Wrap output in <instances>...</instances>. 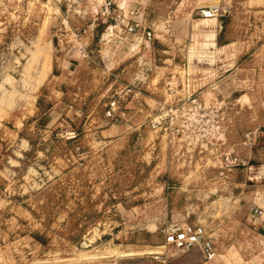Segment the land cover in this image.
Wrapping results in <instances>:
<instances>
[{"label":"rangeland","instance_id":"obj_1","mask_svg":"<svg viewBox=\"0 0 264 264\" xmlns=\"http://www.w3.org/2000/svg\"><path fill=\"white\" fill-rule=\"evenodd\" d=\"M263 169L264 0H0V264H264Z\"/></svg>","mask_w":264,"mask_h":264},{"label":"built area","instance_id":"obj_2","mask_svg":"<svg viewBox=\"0 0 264 264\" xmlns=\"http://www.w3.org/2000/svg\"><path fill=\"white\" fill-rule=\"evenodd\" d=\"M211 13L213 17L216 12V7H207L204 11ZM201 11V16L204 18H211L207 16L204 12ZM131 30V29H129ZM117 101H111L109 103V109L113 111L116 108ZM110 120L116 121L114 115H109ZM264 174V169H263ZM250 220L253 225H257L260 228V231L264 235V213L261 210H254L250 214ZM164 242L160 247L163 249L162 253H157V256H162L165 251L170 254V256H177L185 254L193 249H198L202 257L206 261H211L216 257V250L214 244L210 239V236L207 235L204 227L200 225H179V224H170L163 231ZM158 258V257H157Z\"/></svg>","mask_w":264,"mask_h":264},{"label":"bare ground","instance_id":"obj_3","mask_svg":"<svg viewBox=\"0 0 264 264\" xmlns=\"http://www.w3.org/2000/svg\"><path fill=\"white\" fill-rule=\"evenodd\" d=\"M210 8H211V7H210ZM204 12H206L205 14H206L207 16L212 17L210 12H208V11H206V10H205Z\"/></svg>","mask_w":264,"mask_h":264},{"label":"crops","instance_id":"obj_4","mask_svg":"<svg viewBox=\"0 0 264 264\" xmlns=\"http://www.w3.org/2000/svg\"><path fill=\"white\" fill-rule=\"evenodd\" d=\"M213 20V19H212ZM212 20H207V19H203L202 21H212ZM221 28V27H220ZM223 47H226V46H223ZM221 47V48H223Z\"/></svg>","mask_w":264,"mask_h":264}]
</instances>
